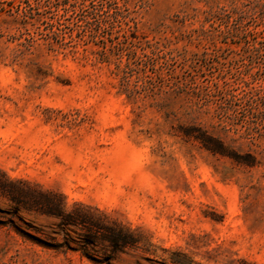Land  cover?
Listing matches in <instances>:
<instances>
[{
    "label": "rangeland",
    "instance_id": "374dc122",
    "mask_svg": "<svg viewBox=\"0 0 264 264\" xmlns=\"http://www.w3.org/2000/svg\"><path fill=\"white\" fill-rule=\"evenodd\" d=\"M0 171L131 242L0 195V264H264V0H0Z\"/></svg>",
    "mask_w": 264,
    "mask_h": 264
},
{
    "label": "trees",
    "instance_id": "16d2710c",
    "mask_svg": "<svg viewBox=\"0 0 264 264\" xmlns=\"http://www.w3.org/2000/svg\"><path fill=\"white\" fill-rule=\"evenodd\" d=\"M99 1L101 2L103 0ZM91 6L94 10L93 15L98 17L96 20L97 27L109 21L111 14L102 11V4ZM185 135L193 137L194 140L200 142L210 152L220 155L225 153V147L220 141L200 129L196 130L193 134L191 132H185ZM4 183L9 187L7 188V186H4L0 182V195L18 207L19 210L57 219L63 227L82 225L103 229L104 239L113 243L115 249L118 246L131 243L125 238L122 227L116 223H112V226L109 227L100 228L96 224H93L85 214H80L76 210L66 211V204L61 194L41 190L38 186L23 180H10L9 178H5ZM82 253L87 255L84 250H82Z\"/></svg>",
    "mask_w": 264,
    "mask_h": 264
}]
</instances>
